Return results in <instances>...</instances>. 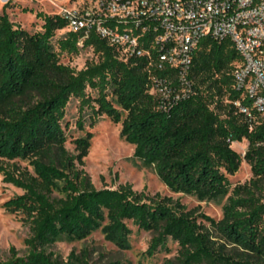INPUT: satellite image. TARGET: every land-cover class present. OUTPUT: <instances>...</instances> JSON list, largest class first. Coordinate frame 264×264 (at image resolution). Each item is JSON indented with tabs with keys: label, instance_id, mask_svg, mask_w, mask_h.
Wrapping results in <instances>:
<instances>
[{
	"label": "trees",
	"instance_id": "trees-1",
	"mask_svg": "<svg viewBox=\"0 0 264 264\" xmlns=\"http://www.w3.org/2000/svg\"><path fill=\"white\" fill-rule=\"evenodd\" d=\"M9 4L0 5V159L27 160L33 172L0 163V174L24 191L4 207L24 215L32 236L27 255L13 253L0 264H72L46 248L63 236L85 239L98 231L125 248L132 234L128 222L154 234L150 257L168 251L169 240L178 244L177 256L163 264H264V119L235 105L241 99L233 73L240 56L232 42L204 38L182 78L179 69L150 66L144 57L122 60L118 48L95 31L80 48L81 34L67 30L57 51L53 40L68 28L67 18L37 12L41 30L29 33L11 20ZM88 48L98 61L84 69L61 62V54ZM159 80L169 98L151 93ZM72 98L80 102V128L88 109L91 126L103 115L121 123L135 158L154 166L173 192L199 200L228 196L222 218L201 215L206 227L179 203L176 208L130 184L97 189L83 168L93 133L75 140L77 154L66 148L63 121ZM244 140L242 156L232 144ZM244 160L252 178L232 188L229 177Z\"/></svg>",
	"mask_w": 264,
	"mask_h": 264
},
{
	"label": "rangeland",
	"instance_id": "rangeland-1",
	"mask_svg": "<svg viewBox=\"0 0 264 264\" xmlns=\"http://www.w3.org/2000/svg\"><path fill=\"white\" fill-rule=\"evenodd\" d=\"M11 3L7 7L11 20L29 33H35L41 30L42 26V20L36 17L37 12L55 15L64 11L86 9L94 2L92 3V0H13ZM24 8L29 11H23ZM2 11L3 8L0 6V13ZM66 33L67 29L58 31L53 40L57 51L59 50L57 42L65 37ZM92 61H98V56L90 48L81 49L77 54H61V62L76 70L84 69ZM88 91L92 96L96 95L95 91ZM79 107V100L72 98L63 121L67 135L66 148L71 153L77 154L75 140L85 137L87 132L93 133L91 147L88 156L84 158L83 168L97 189L118 188L121 184H130L135 191L144 192L150 197L170 199V204L176 208L179 203L186 208V211H193L198 221L206 227L209 224L201 215H207L215 220L222 218L223 207L227 203L228 196L217 200H199L188 194L173 192L161 181L154 166H147L135 158L134 145L121 136V123L115 124L108 116L103 115L97 119L94 126H91L92 112L88 109L83 116L84 128L82 129L78 124L81 119ZM123 116L125 117V113ZM232 147L244 156L248 142L244 140L233 143ZM0 163L11 168L16 164L33 172L27 160L0 159ZM251 178V167L245 160L239 172L229 177L232 188L245 184ZM23 193L22 189L6 183L4 176L0 174V261L10 259L13 253L21 257L29 252L30 246L27 241L32 236L30 224L25 221L23 214L11 213L4 207L5 202ZM128 225L132 229V234L125 248L108 241L98 231L85 239H70L63 236L48 246L46 253L63 261L71 259L72 264H81L83 259L89 264H163L166 259L177 256L179 246L176 242L169 240L168 251L160 250L150 257L147 251L154 234L140 230L132 222H128Z\"/></svg>",
	"mask_w": 264,
	"mask_h": 264
},
{
	"label": "built area",
	"instance_id": "built-area-1",
	"mask_svg": "<svg viewBox=\"0 0 264 264\" xmlns=\"http://www.w3.org/2000/svg\"><path fill=\"white\" fill-rule=\"evenodd\" d=\"M13 0H0L8 5ZM94 2V3H93ZM86 9L59 13L69 21L67 30L81 34L78 46L92 31L118 48L120 58L144 57L150 66L179 69L184 78L200 42L211 37L229 39L240 61L235 63V101L250 118L264 119V0H92ZM152 94L169 98L162 80Z\"/></svg>",
	"mask_w": 264,
	"mask_h": 264
}]
</instances>
